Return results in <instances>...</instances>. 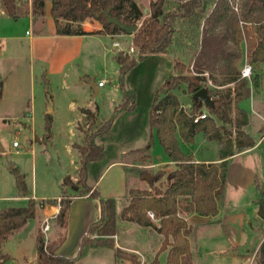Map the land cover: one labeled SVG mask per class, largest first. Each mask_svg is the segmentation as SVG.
I'll return each mask as SVG.
<instances>
[{
    "label": "trees",
    "instance_id": "trees-1",
    "mask_svg": "<svg viewBox=\"0 0 264 264\" xmlns=\"http://www.w3.org/2000/svg\"><path fill=\"white\" fill-rule=\"evenodd\" d=\"M128 0H52L51 13L59 35L89 34L83 30L82 22L94 18L108 26V33L120 29L108 23L107 11L123 22L135 24L129 16H122L120 10L123 2ZM5 13L14 20L27 16L45 15V0H0ZM235 0H214L211 7L206 0H151L150 14L133 34V46L136 56L120 51L116 60L119 64L120 88L123 103L116 107L112 117L102 122L95 129L86 130L83 143H74L81 154L79 179L73 182L68 174L63 184L78 186L82 189L78 195L89 194L92 198H100L97 189L88 185V165L91 161L101 159L105 149L97 144L99 135L108 132L117 116L122 111L136 108V93L125 86L127 73L141 61L152 54H171L176 43L177 34L181 38H191L190 53L196 52L193 64L188 65L183 58L173 57V74L170 75L157 90L150 112L151 135L148 144L133 153L143 154V160L151 159V148L154 133L163 145L169 161L165 165H174L171 172L160 169L155 173L135 167L148 184V189L131 188L129 201L118 213L117 201L114 198L101 199V217L89 227V234L80 243L75 257H64L57 253V242L46 243L44 233L39 229L37 248L38 264H75L84 257L91 247H108L115 249L117 258H125L133 264H141L133 253L115 247L114 236L118 230V220L126 219L142 227H152L164 237L161 248L156 253L152 264H160V254L168 251L167 264H195L192 259L191 245L188 238L190 227L186 216L198 213L201 216H216L222 201L227 179L229 157L255 146L251 135L244 131L249 123L248 112L240 107V103L251 97V83L256 86L261 82V73L257 72L252 82L240 78L237 63L242 58L237 24L240 20L250 23L258 40L257 46L248 55L249 62L257 67L264 64V4L258 0H242L239 11L235 10ZM184 41H182V44ZM260 73V72H258ZM46 87L49 80L43 75ZM209 81L213 86L208 85ZM1 82V81H0ZM186 84L193 94L191 108H185L174 93ZM220 87H224L222 90ZM206 88L214 100L207 106L209 116L196 121L203 113V105L196 102L194 93ZM3 84L0 83V99L3 96ZM86 117L94 118V112L82 108ZM46 129L50 132L52 117L48 114ZM216 119L222 122L219 125ZM226 124H231L229 129ZM91 126L95 127V121ZM204 132L209 140L221 144L222 162H197L192 154L181 150L179 138L192 143L195 136ZM50 140L45 135L44 142ZM49 143V142H48ZM16 179L19 194L28 190L24 174L14 167L11 170ZM167 185H157L162 179ZM72 197L64 194L60 200L57 223L63 227L67 221ZM47 203L55 205L57 200ZM35 202L30 198L26 206L8 207L0 210V264H6L11 257L3 252V243L13 234L21 231L34 218ZM154 214V218L149 215ZM97 236V237H96ZM258 264H264V240L260 245Z\"/></svg>",
    "mask_w": 264,
    "mask_h": 264
},
{
    "label": "rangeland",
    "instance_id": "rangeland-1",
    "mask_svg": "<svg viewBox=\"0 0 264 264\" xmlns=\"http://www.w3.org/2000/svg\"><path fill=\"white\" fill-rule=\"evenodd\" d=\"M150 1L151 0H128L127 3L123 2L124 6L121 7L120 12L122 16H129L132 21L140 19L141 22H143L144 18L147 16L145 9H150ZM206 2L208 6L211 7L214 0H206ZM241 2L242 0H235L234 4L237 3L240 6ZM237 30L240 42L248 44L247 49L246 47L245 49H242V58L238 62L239 66H241V62H245L246 56L248 57L252 51V41L254 40L253 37L255 35L252 31L250 23L245 22L241 25L239 21L237 24ZM120 32L124 33L126 38L121 36H116L115 38L102 37L104 45L109 47L114 40H118L121 42V49L117 48L119 51L128 53L133 57L136 56L137 51H131V47H127V38H132L133 41V35H131L132 37H129V34L126 32ZM20 35L25 36V34L21 32ZM182 41H184V44H182ZM23 42L25 49L27 50L29 48L30 40H23ZM191 43V38H181L180 35L177 34L176 43L170 51L171 56H179L187 61L188 65H190L191 53L189 52V46ZM131 45L134 47L132 42ZM93 49H95V53L92 57L82 56L81 60L79 59L77 61L78 64H76V67L73 66L71 68H67L65 70V74H61L62 72L59 70L55 71L52 75V81H49L51 85L49 84L47 87L44 79L42 78V74L40 75L38 73L39 76L35 82L34 92L32 94L34 99L36 98V104L32 107V118L22 121L0 120V207L20 205L21 203L13 201V199L10 198L11 196L19 193L15 175L11 171L12 165L17 167L21 173L24 174L27 186H30V191L31 193H34L35 196L37 194L39 197L42 196L52 198L58 194H63V189L65 187L56 179L55 171L52 166V154L49 150V144L58 154L61 165L65 168L70 167L71 173L74 174L75 170L81 166V156L79 155V150L75 148L73 144L83 143V137L85 135L84 132L86 130H90V127L91 129H95L102 122L108 121L114 114L116 107L123 103V93L120 88L119 74L117 75L116 72H114V61L109 57L108 59L104 56L102 48L98 51L97 46L95 45L93 46ZM253 66L254 72H257L258 76L261 74L258 73L260 71L263 72L262 74L264 76V68L260 66L257 67L254 64ZM117 70L119 71V68ZM140 74L139 69L134 71V73L130 76L128 83L131 84L135 82L136 84L141 80ZM93 77H95L96 81H98L100 77H104L106 79L105 87L101 89V92L97 96H94L92 88L84 85L85 83L87 84V82H89ZM9 78L10 71L6 70L2 73L0 81L3 84L4 81L9 82ZM262 83H264V80ZM208 85L213 86L210 82ZM125 86L128 89L126 77ZM129 90H133L136 93V108L139 103L138 99L140 94V106L142 109V106L145 103L144 97L147 95V93H145L144 86H140L139 89ZM157 90L154 93V98ZM174 93L179 97L181 104L188 109L187 103L193 102V94L188 91L187 85L185 83L182 84L181 88L175 90ZM51 103L53 105L54 112L48 113V106ZM88 106L94 110V118L89 119L85 114H82V108ZM244 106L250 110V101H245ZM123 112L124 111L117 114L116 118ZM203 112L209 114L208 108L205 107ZM48 114L52 117L50 132L46 129V116ZM92 121H95V127L91 126ZM216 121L221 124L220 120L216 119ZM228 128L232 129L230 125H228ZM45 135L50 136V140L48 141L49 143L43 142ZM179 141L181 150L186 154H192L194 157L213 158L219 155L217 141H208L205 138V133L202 131L195 136L192 143H186L180 138ZM14 142H17L18 146H15ZM141 143L142 142L136 143L135 146L138 147ZM150 153L152 157L147 160L142 159V156H144L143 154H130L129 157L125 158L128 159L129 164L127 166L113 165L103 175L102 173L107 165V161H103V159H105V153L101 159L95 160L98 161V163L93 166L92 175H94L93 181L98 180L95 189H97L100 193V200L114 198L120 207L121 213L123 207L129 201V190L131 188L148 189L150 187L144 177L141 176L140 172L133 170L135 168L133 166H137L139 167L138 169L146 170L150 173H155L160 169H166L167 172L172 171L174 165L164 164L168 163L169 157L156 133H154V143ZM69 175L70 177L72 176V174ZM88 178L87 183L89 181ZM157 185H163V187H165L167 185V179H162L157 183ZM79 189L81 190L82 188L79 187L77 189H73L71 191L72 193H69L68 195H78L80 193ZM248 192L249 191H247V193ZM237 193L238 192L234 191L233 185L229 184L228 196L225 201H223V199L221 201L224 216H229V220H227V222L224 220L225 222L223 227L219 225L198 229L196 228L197 225L192 222L193 233L191 235V240L194 248H233L235 252L240 251L243 256H241L239 260H236L229 259L227 252H223L222 255H207L200 252V255H198L197 250L195 249L199 261L198 264H258L257 260L260 249L258 246L260 240L255 232L264 231V219H262L259 215L261 201L255 200L253 205H251L250 210L247 202L239 203V199L237 198L239 194ZM5 197H8V199H5ZM249 197L250 196H248V198ZM81 202L84 204V207L88 208V210L95 208L91 201H80L78 203ZM226 203H232L227 205L231 207V212L229 214L226 212L227 210L224 209V205ZM56 205L59 206L60 202L57 201ZM244 213L246 214V218L249 220L246 230L242 231L241 224L245 219ZM52 218L53 217H51V220H53ZM55 220L57 222L56 218ZM119 220L121 221V224L119 226V231L117 230V232L121 233L120 235H122V232L124 234V237L122 239L120 237L119 240L121 246H123V248H128L129 246L140 248V252H133L140 259V263L152 264L155 252H158L161 248L164 237L159 235L158 231L152 227H142L135 222L122 218ZM32 229L33 227L31 228L30 225L27 227V230L24 231V241H22V243H18L19 236L16 235L10 239L6 247L7 251L15 254L18 259H20L21 263L29 262L30 258L35 255V239L30 232ZM40 230L42 231V225ZM116 235L114 236L115 247L122 249V247L117 245ZM44 236L46 243H52V240L48 237V233H44ZM217 236H224V238L228 241H218V239L215 240L214 238ZM89 237L92 238L95 237V235L90 234ZM75 247L76 239L72 236L68 243V248H72L73 250ZM122 250L132 252L125 249ZM24 255L27 256V260L23 258ZM252 256H254L253 261H251ZM166 258L167 252L161 253L159 257L160 264H167ZM6 264L12 263L9 261ZM78 264L118 263L111 248L99 247L93 250L86 258L81 259ZM124 264H133V262L127 261Z\"/></svg>",
    "mask_w": 264,
    "mask_h": 264
},
{
    "label": "crops",
    "instance_id": "crops-1",
    "mask_svg": "<svg viewBox=\"0 0 264 264\" xmlns=\"http://www.w3.org/2000/svg\"><path fill=\"white\" fill-rule=\"evenodd\" d=\"M32 1L33 0H28V2L30 3ZM51 9L52 0H45V15L33 16L32 13H30L29 15L21 17L18 20H14L5 13L0 2V40L3 42V48L0 50V79L3 72H5L6 70L10 71L9 82H3V96L0 99V120L2 121H22L32 118V107H34L36 104V98L34 99V96L32 94L34 92L35 82L37 80V77L39 76L38 73L40 75L42 74V78L43 75H46V77L51 82L52 75L55 73V71L59 70L60 72H62L61 74H65V70L67 68H71L73 66L76 67V64H78L77 61L79 59L81 60L82 56L92 57L95 53V49H93V46L95 45L97 46L98 51L101 48L103 49V54L106 58L109 57L111 60L114 61V72H116L117 75L119 74V71L117 70L119 68V64L116 60V57L118 56L120 51L119 49L113 47V43L117 40H114L109 47L105 46L104 41L102 40V37L115 38L116 31H114V33H108V26L106 24L102 23L97 19L88 18L87 20L82 22L81 25L83 27V30L88 32L89 34L59 35L57 33L56 23L52 16ZM20 32L24 33L25 36H21ZM118 36L126 38L124 33L122 32H120ZM129 37L132 36L129 35ZM253 39V47L251 48L252 51L258 43V40L255 36L253 37ZM23 40H30L29 48L27 50L25 49ZM127 40V47H132V38H127ZM240 45L241 49H245V47L247 49L248 44H245V42H240ZM195 57L196 52L191 54V62L189 63L190 65L193 64ZM172 59L173 57L171 56V54H152L147 56L145 60L141 61L136 67H134L127 73L126 81L128 89H139L140 86H144V90L147 95L146 97H144L145 103L142 106V109L140 106L139 94V103L137 104V108L133 111H124L123 113H121L115 119L111 129L108 132L103 133L97 137V144L105 146V159H103V161H107V165L102 175L113 165H123L124 167L127 166L129 163L128 159L125 158L129 157V155L132 154V151L146 146V143L148 142L149 137L151 135L150 112L154 99V93L158 88L161 87L164 81L170 75L173 74ZM243 64L244 61L241 62V66H239V64L237 63L239 71L242 68ZM260 67L264 68V64H262ZM137 69H139L141 73V80L138 81L140 83H128L130 76ZM260 73L263 72L260 71ZM263 77L264 76H261L260 84L254 86L253 82L251 83V97L240 103V107L245 109L249 114V123L243 129L246 133L253 137L256 144L255 146L247 148L243 151H236L233 156L229 157L225 191L222 198L223 201H225L226 197L228 196V186L229 184H231L233 185L234 191L238 192L237 194H239L237 197L239 199V203L247 202L249 209L251 205H253L255 200H260L264 203V83H262L264 80ZM100 80L106 79L104 77H100V79L96 82H99ZM49 84L51 85V83ZM84 85L86 87L91 88L90 81L87 82V84L85 83ZM105 85L103 87H105ZM103 87L100 88L99 93L101 92V89ZM220 88L223 89L224 87ZM247 100L250 101V110L244 106V102ZM202 105V109L204 110V108L207 106L205 104ZM191 106L192 102L187 103L188 108H191ZM83 108H88L94 112V110L90 106ZM228 125L232 127L231 124H226V126ZM205 138L208 141H215L209 140L206 135ZM140 142H142L140 146H135L136 143ZM218 149L219 155L217 157L194 158L197 162L220 163L222 162V159L220 155L221 144L219 143ZM79 155L81 156L80 153ZM97 163L98 161H91L89 163L88 185L92 188V190L95 189V186L98 183V180L93 181L94 175H92V168ZM168 163L172 162L168 161ZM12 168H14V165H12L11 170ZM66 168H68L69 170L68 174H72V181L77 182V180L79 179V168L75 170L74 174L71 173L70 167ZM59 183L63 184V181ZM63 186L65 187L63 189V194H58L50 198L42 196L39 197L37 194L35 196L34 193H31L30 186L28 185V190L24 193V195L18 193L17 195L10 197L13 199V201L21 202L20 205H9L5 207H0L1 210L8 207L26 206L30 198L34 199L35 202L34 218L30 220L27 225L23 229H21V231L16 232L7 241L3 243V252L5 254L10 255V263L38 264L39 251L37 248V236L39 229L45 218L51 215H57L60 210V207L58 205L48 204L47 200H57L58 202H60L59 199L62 198L64 194L72 193L71 191L73 189L79 188L78 186L69 187L64 184ZM247 191L249 192L247 193ZM248 196L250 197L248 198ZM5 199H8V197H5ZM80 201H91L95 208L88 210L87 207H84V204H82V202L78 203ZM230 204L232 203H226L224 205V209L227 210L226 212L228 214L231 212V207L227 205ZM117 209L118 213H120V207L118 204ZM100 217V198H92L89 196V194L85 196H73L65 225L61 227L56 222L54 217L52 218L53 220H51L52 226L50 231L48 232V237L50 240H52V242H57V253L64 257H75L78 254L82 238L84 236H90V225L99 220ZM186 218L190 227V233L188 235V238L191 245L192 259L195 264L199 263L195 249L197 250L198 255H200V252H203L207 255H222L223 252H227L229 259L236 260H239L241 256H243L240 251L235 252L233 248H194L193 246V242L191 240V235L193 233L192 222H194L197 225L196 228L199 229L219 225L223 227L224 222H227V220H229L228 215L224 216V211L221 207V203L219 206V213L216 216H201L200 214L193 212L188 214ZM244 218L245 219L241 224L242 231L246 230L247 223L249 220L248 218H246L245 213ZM120 222L121 221L118 220V231L119 226L121 224ZM30 225L31 228L33 227L30 232L34 236L36 244L35 255L30 258L29 262L21 263L20 259H18L15 254H12L10 251H7L6 247L10 239L16 235L19 236V242H17L22 243V241H24L23 233L25 230H27V227H29ZM120 234L121 233L117 232L116 235V242L119 247L136 253L140 252V248L130 246L128 248H123L119 240L120 237L121 239L124 237V234L123 232L122 235ZM255 234L258 235V238L260 240L258 246V248H260V245L264 240V231H257L255 232ZM72 236L74 237V239H76V247L73 248V250L72 248H68V243ZM214 239H218V241H228L226 238H224V236H217ZM97 248L99 247H91L88 250L87 254L84 257L79 258L75 264H78L81 259L86 258L93 250ZM111 249L115 254V249ZM166 252L168 257V251ZM156 253L157 252H155V256ZM23 258L27 260L26 255H24ZM253 258L254 256H252L251 261H253ZM116 261L118 264H124L125 262L130 260L120 259L116 257Z\"/></svg>",
    "mask_w": 264,
    "mask_h": 264
},
{
    "label": "water",
    "instance_id": "water-1",
    "mask_svg": "<svg viewBox=\"0 0 264 264\" xmlns=\"http://www.w3.org/2000/svg\"><path fill=\"white\" fill-rule=\"evenodd\" d=\"M264 4V0H258ZM147 15L150 14V9L146 8ZM108 23L113 24L114 26L118 27L120 31L126 32L129 35H133L139 28L138 24H128L126 22H123L118 17H114L110 11L106 12ZM1 83V82H0ZM90 86L92 90L94 91V96H97L100 91V87L98 86L95 78H91L90 80ZM50 98V96H49ZM194 99L196 102L200 104H205L206 106H212L214 104L213 98L210 96L209 91L206 88H202L194 93ZM53 105L52 103L48 106V113H53ZM49 150L52 154V166L55 171V176L58 182H61L64 180V178L68 175V168H65L61 165L59 162L58 154L52 149L51 145L49 144ZM144 178H148L147 175H144ZM259 215L262 219H264V203L261 202V208Z\"/></svg>",
    "mask_w": 264,
    "mask_h": 264
},
{
    "label": "built area",
    "instance_id": "built-area-1",
    "mask_svg": "<svg viewBox=\"0 0 264 264\" xmlns=\"http://www.w3.org/2000/svg\"><path fill=\"white\" fill-rule=\"evenodd\" d=\"M126 3L128 2V1H125ZM126 6V5H125ZM127 7V6H126ZM234 7H235V10L236 11H239V5L236 3V4H234ZM134 22L136 23V24H138V25H141L142 24V22H141V20L140 19H137V21L136 20H134ZM245 22L243 21V20H240V24L241 25H243ZM119 33H120V31H116V33H115V36H118L119 35ZM113 47L114 48H119V49H121V42L120 41H115L114 43H113ZM3 48V42L0 40V50ZM131 51H133L134 50V47H131V49H130ZM239 74H240V78H244V79H247V80H249L250 82H252V78H253V76H254V66H253V64H251L250 62H249V60H248V57L246 56V60H245V62H244V64H243V66H242V68L240 69V71H239ZM210 82V81H209ZM211 83V82H210ZM97 84H98V86L101 88V87H103L105 84H106V80H100L99 82H97ZM207 116H209V114L208 113H206V112H203L202 114H200L199 116H197V118L195 119L196 121H198V120H200V119H204V118H206ZM15 146H18V143L17 142H15V144H14ZM61 200V198L59 199V201ZM149 215L152 217V218H154V214L152 213V212H149ZM57 215H53V216H49V217H47V218H45L44 220H43V223H42V231H43V233H45V234H47L49 231H50V229H51V217H56Z\"/></svg>",
    "mask_w": 264,
    "mask_h": 264
}]
</instances>
